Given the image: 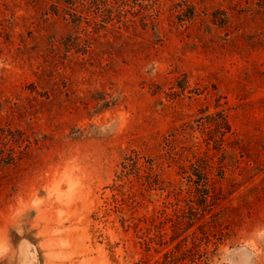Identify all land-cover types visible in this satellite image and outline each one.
<instances>
[{
  "label": "rangeland",
  "instance_id": "obj_1",
  "mask_svg": "<svg viewBox=\"0 0 264 264\" xmlns=\"http://www.w3.org/2000/svg\"><path fill=\"white\" fill-rule=\"evenodd\" d=\"M0 264H264V0H0Z\"/></svg>",
  "mask_w": 264,
  "mask_h": 264
}]
</instances>
